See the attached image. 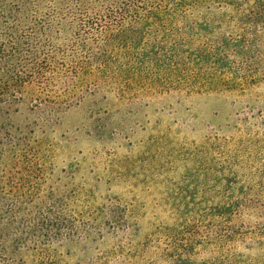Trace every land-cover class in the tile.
Wrapping results in <instances>:
<instances>
[{"label": "rangeland", "instance_id": "rangeland-1", "mask_svg": "<svg viewBox=\"0 0 264 264\" xmlns=\"http://www.w3.org/2000/svg\"><path fill=\"white\" fill-rule=\"evenodd\" d=\"M17 95L1 125L0 207L53 228L14 256L0 249V263L264 264V83L102 89L57 106ZM236 204L249 208L222 237L217 209Z\"/></svg>", "mask_w": 264, "mask_h": 264}, {"label": "trees", "instance_id": "trees-1", "mask_svg": "<svg viewBox=\"0 0 264 264\" xmlns=\"http://www.w3.org/2000/svg\"><path fill=\"white\" fill-rule=\"evenodd\" d=\"M262 83L264 0H0V152L6 111L25 90L57 106L76 93L102 89L192 96ZM247 208L217 209L219 235H237L229 221ZM4 209L5 253L14 256L30 237L53 228L26 223L21 209L20 220Z\"/></svg>", "mask_w": 264, "mask_h": 264}]
</instances>
